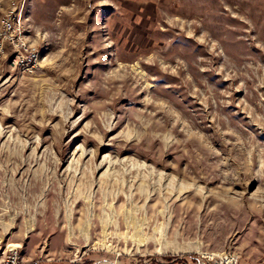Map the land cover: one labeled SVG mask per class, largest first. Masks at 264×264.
Here are the masks:
<instances>
[{"label":"rangeland","instance_id":"rangeland-1","mask_svg":"<svg viewBox=\"0 0 264 264\" xmlns=\"http://www.w3.org/2000/svg\"><path fill=\"white\" fill-rule=\"evenodd\" d=\"M0 257L264 264V0H0Z\"/></svg>","mask_w":264,"mask_h":264},{"label":"built area","instance_id":"built-area-1","mask_svg":"<svg viewBox=\"0 0 264 264\" xmlns=\"http://www.w3.org/2000/svg\"><path fill=\"white\" fill-rule=\"evenodd\" d=\"M10 50L11 64L22 71L33 72L39 63L40 50L27 34L23 22L22 6H12L0 17V56ZM18 252L12 249L10 253L0 257V264H21ZM197 264H240L239 256L234 251H219L204 253Z\"/></svg>","mask_w":264,"mask_h":264}]
</instances>
